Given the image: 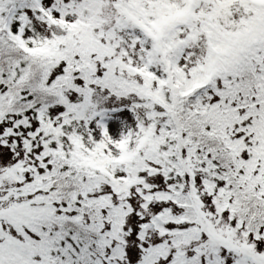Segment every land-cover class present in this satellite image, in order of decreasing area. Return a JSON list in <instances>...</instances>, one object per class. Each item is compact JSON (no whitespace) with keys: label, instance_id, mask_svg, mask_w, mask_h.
<instances>
[{"label":"snow or ice","instance_id":"obj_1","mask_svg":"<svg viewBox=\"0 0 264 264\" xmlns=\"http://www.w3.org/2000/svg\"><path fill=\"white\" fill-rule=\"evenodd\" d=\"M0 264H264V0H0Z\"/></svg>","mask_w":264,"mask_h":264}]
</instances>
